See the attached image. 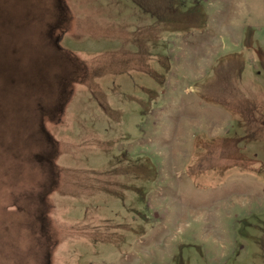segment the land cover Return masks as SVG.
<instances>
[{"label":"rangeland","instance_id":"1","mask_svg":"<svg viewBox=\"0 0 264 264\" xmlns=\"http://www.w3.org/2000/svg\"><path fill=\"white\" fill-rule=\"evenodd\" d=\"M0 264H264V0H0Z\"/></svg>","mask_w":264,"mask_h":264}]
</instances>
